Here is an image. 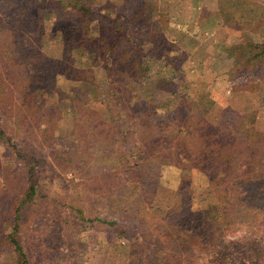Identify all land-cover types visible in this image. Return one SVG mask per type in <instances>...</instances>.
<instances>
[{"label": "rangeland", "instance_id": "1", "mask_svg": "<svg viewBox=\"0 0 264 264\" xmlns=\"http://www.w3.org/2000/svg\"><path fill=\"white\" fill-rule=\"evenodd\" d=\"M16 1L27 4L28 8L25 10H29L28 13L17 8L6 11L5 4L1 5L5 0H0V22L9 15L12 20H4L5 28L11 30L4 39L16 41L19 37L26 36L36 47L35 52L39 57L36 58L34 52V64L28 69L27 78L32 84H42L39 94H43L44 86L54 87L49 81L47 71V66L52 64V60L66 61L68 65L73 61L69 41L57 38V26L59 22H73L76 11L60 10L56 4V11L51 10L48 17L43 18L44 28L30 27L22 33L20 19L23 12L32 15L37 13V18H40L41 13L35 8L38 0ZM163 1L98 0L100 4L111 2L114 8L105 13L112 18L120 17L128 29H131L134 13L140 7H152ZM198 12L199 9L197 20ZM221 15L225 18L224 26L215 33L212 32V27L210 31L205 32L212 37V42L207 43V46L204 42L192 46L198 48V51L193 49L191 62L188 64L190 66L182 69L184 74L181 78L196 81L199 86L202 84L198 88L199 91L192 95L189 108L191 115L196 118L199 127L203 128L210 141L216 143L221 138L220 134L223 133L217 126L220 122L224 126H235L236 133L233 137L236 139L235 144L241 147L234 150L241 151L240 158L244 160L235 170L238 173L241 169V174H244L254 166L250 156L261 155L264 162V47L257 45L263 44L264 30L261 29L257 33L252 31L251 26L246 30V24H243V21L248 20L264 25V0H222ZM10 24L12 25L8 26ZM245 30L249 36L247 39L243 35ZM224 34L228 37L227 43L236 47L241 61H250L249 73L244 74L240 70L237 73L240 75L232 79L227 73L217 70V67L221 66L216 59L225 41ZM239 34L241 35L238 36ZM139 38L146 37L141 34ZM157 43L164 48L167 41L162 37L157 38ZM206 50L213 55L205 64L207 69L200 71L199 65L205 59ZM75 59L78 65L94 73L98 88L94 93L88 89L81 90V93L85 94L89 110L101 116L109 111L105 87L108 78L94 54H83ZM148 65L151 66L148 77L154 76L156 70H159L157 63L151 64V61H148ZM69 72L73 73L70 70ZM145 81L130 77H123L121 80L131 99L128 104L133 101L137 105L133 108L136 115L149 112L152 105L146 100L143 101L148 86L143 84ZM59 86H62L65 92L68 89L72 92L79 90L76 89L77 86L74 89L67 83ZM46 99L48 105L52 106V98ZM184 107L172 118L162 106L155 108L154 112H149L153 115L147 117L153 124L150 134H154L157 139L161 138L162 141L163 137L166 140L170 136L180 135L178 131H183L188 105ZM2 116L5 118L3 113ZM40 121L36 119L37 124L33 123L31 135L22 132L14 140L20 148L26 150L28 158L19 159L10 148L0 143V264H14L15 258L7 243L3 241L13 231L19 207L23 216L20 239L30 264H160L148 259L159 251H164V255H181L184 261L182 264H189L186 262L187 253L180 248L175 238L170 241L169 248H166L165 244L169 243L167 235L164 234H167L169 227L163 221L166 212L180 210V207L186 205L194 211L209 213L213 223L222 220L225 208L236 218V224L227 229L222 228L216 234L215 244L205 243L203 249L199 248L193 252L197 264H251L250 247L260 243L258 250H264V203L259 204L255 211L250 209L249 203L240 205L238 191L231 182L221 186H216L213 182L209 185L200 184L199 181L195 183L190 168L181 169L174 165L166 167L151 162L145 164L139 175L135 174L138 161L133 157H136V152L142 145H152L148 138H141L143 135L140 134V125L132 127L130 138L118 140L98 136H104L107 132L103 125L104 120L95 123L93 129L98 135L92 134L90 130L74 134L62 123L56 135L48 138L42 134L45 126L39 128ZM123 126L126 127L124 122ZM162 126H165V130L160 131ZM159 144L156 145L160 146ZM255 144L256 146H253ZM158 146H153V153L165 154L166 146L163 147V143L161 148ZM81 150L85 152L80 154L86 158L85 161L78 160L80 155L75 153L74 163L68 166L63 161L60 162L62 165H59L52 159V154L56 156ZM175 152L177 150L173 149L167 154L175 155ZM120 153L131 154L130 168L133 169L123 167L118 157ZM246 157L250 160L248 166ZM33 159L39 160L34 163L36 193L32 194L33 197H28L30 184L27 164ZM208 169H211V164ZM122 171L123 174L129 172V181L113 179L116 175H122ZM80 209L86 218L98 216L107 220L118 219L123 225L122 230L127 229L126 235L118 236L116 231L102 223L80 220L77 217ZM131 253L134 254L133 258ZM166 263L178 262L175 258H167Z\"/></svg>", "mask_w": 264, "mask_h": 264}, {"label": "trees", "instance_id": "2", "mask_svg": "<svg viewBox=\"0 0 264 264\" xmlns=\"http://www.w3.org/2000/svg\"><path fill=\"white\" fill-rule=\"evenodd\" d=\"M14 1L16 0H5V3H1V5L5 4L6 11L17 8L19 11L28 13L29 10H25L28 8L27 4ZM200 1L202 0H164L152 7L142 6L134 13L131 30L121 21L120 17L112 18L105 13L114 8L111 2L100 4L98 0H38L35 8L38 13H41L39 14L40 18L36 17L37 13L32 15L23 12L20 19L22 33L29 30L30 27L44 28L43 18L48 17L51 10L56 11V4L60 10L74 9L76 11L75 19H72L73 22L69 24L59 22L57 26V38L61 41H69L73 61H71V65H68L66 61L52 60V64L47 66V71L49 72V81L53 83L54 87L44 86L43 94H39L42 84H32L27 78L28 69L34 64L32 59L36 47L26 36H21L16 41L5 40L4 38L10 34L11 30L5 28L4 20H11V18L10 15L4 18L0 22V143L10 148L15 156L23 160L24 157L28 158L26 150L20 148L14 140L22 132L31 135V129L34 128L33 123L37 124L36 119L41 120L38 122L39 128L42 125L45 126L42 134L48 138H53L56 135L62 123L74 134L90 130L92 134L98 135L93 129L95 123L98 120L100 122L104 120L103 125L107 128V132L104 136H98L105 139L117 138L118 140L130 138L133 132L132 127L140 125L142 128L140 134L143 135L141 138H148L153 146H158L156 145L158 143L162 146L163 143V147L166 146V152L165 154H155L153 153L155 147L149 146L148 142L149 145H142L136 152V157H133L138 161L136 175H139L145 164L149 162L159 163L166 167L174 165L181 169L190 168L195 183L199 181L200 184L209 185L213 182L216 186H221L231 182L238 191L240 205L249 203L250 209L255 211L259 204L264 203L263 157L254 154V156H247L254 162L253 168L244 174H241V169L236 173V167L244 160L240 158L241 151L234 150L241 147L235 144L236 139L233 137L236 133L235 126H224L220 122L217 126L218 130L223 133L220 134L221 138L216 143L210 141L203 128L199 127L196 118L191 115V108H189L192 95L199 91L198 88L202 84L199 86L196 81L181 78V75L184 74L182 69H185L191 62L193 49L198 51V48L192 46L203 42L207 46V43L212 42V37H209L210 35L198 26L196 17ZM243 22L246 24V30H249V26L254 32L264 30V25L248 20ZM246 30L243 33L245 39L249 38ZM141 34L146 38L140 39L139 35L141 36ZM162 37L167 41L164 48L157 43V38L162 39ZM223 37L225 41H223L224 44L219 49V57L216 59V62L221 66L217 67V70L227 73V76L232 79L240 75L237 74L240 70L244 74L249 73L251 71L250 61L242 62L236 47L227 43L228 37L225 34ZM257 45L264 47V40L263 44ZM36 52L35 57L38 58ZM83 54H94L108 78L105 87L109 111L101 116L97 112L89 110L85 94L81 93V90L85 89L94 93L98 88L97 82L94 80V73L76 62V56L80 57ZM212 55L206 50L205 59L199 65L200 71L207 69L205 64L211 60ZM148 61H151V64L157 63L159 70H156L154 76L148 77L151 67H149ZM159 63L161 64L158 65ZM69 70L73 73L70 74ZM123 77L144 79V81L148 77L143 83L148 84L143 101L146 100L152 104H150L149 112H154L155 108L162 106L172 118L185 108V105H188L185 112L186 119L183 121V131H178L180 135L170 136L166 139L169 142H166L165 137L162 141L161 138L157 139L154 134H150L153 124L147 117H153V115L148 111L136 115L134 107L137 105L133 101L128 104L131 99L127 88L121 83ZM62 83H67L74 89L77 86L76 89L79 90L72 92L71 89H68L65 92L64 88L59 86ZM42 97L43 99H40ZM46 98H52V106L48 105ZM2 113L5 118H2ZM137 121L139 122L137 123ZM123 122L126 127L123 126ZM162 130H165V126L160 127V131ZM160 146L158 147L161 148ZM173 149L177 150L173 153L175 155L167 154ZM74 153L80 155L85 152L83 150L68 151L56 156L52 154V159L59 165H62L60 162L63 161L68 166L73 164V160L76 159ZM130 156L131 154L126 155V153L118 155L123 167L130 168ZM247 157L246 165L248 166L250 160ZM103 158L108 160L106 157ZM85 159L80 155L78 160L85 161ZM38 162L39 160L33 159L27 164L30 184L28 197H33L32 194L36 193L34 163ZM210 164L211 169H208ZM212 164L216 168L212 167ZM128 175L129 172L123 174L122 171V175H116L113 179L129 181ZM179 209L170 210L164 214L163 221L169 227L167 234H164L167 235L169 244L165 245L168 249L170 241L175 238L180 248H183L187 253L186 262L188 261L189 264H197L196 258H193V252L196 249H203L205 243L215 244L217 241L215 236L222 228L227 229L236 224L235 216L230 214L227 208H225L222 220L214 221L215 223L207 212L194 211L187 205ZM16 213L13 231L5 237L3 242L7 243V247L11 250L10 253L14 256V264H30L29 256L20 239V228L23 221L20 207ZM77 214V217L82 221L107 225L116 231L118 236L124 237L127 233V229L122 230L123 225L119 223L118 219L107 220L98 216L86 218L81 209ZM260 246L261 244L257 243L250 247L252 251L251 264H264V250H258ZM155 254L148 259L160 264H167V258L170 260L175 258L177 264L184 263L181 255L178 257L172 254L164 255V251L155 252ZM131 257H134L133 253H131ZM131 257L128 258L130 261H132Z\"/></svg>", "mask_w": 264, "mask_h": 264}, {"label": "crops", "instance_id": "3", "mask_svg": "<svg viewBox=\"0 0 264 264\" xmlns=\"http://www.w3.org/2000/svg\"><path fill=\"white\" fill-rule=\"evenodd\" d=\"M222 0H202L199 4V16L198 26L204 31H210V27L213 28L212 32L218 31L224 26V19L221 15Z\"/></svg>", "mask_w": 264, "mask_h": 264}]
</instances>
